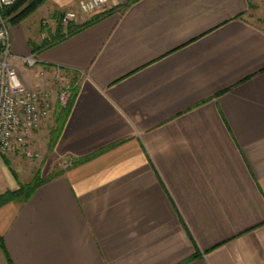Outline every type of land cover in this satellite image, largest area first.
I'll return each mask as SVG.
<instances>
[{
    "label": "crops",
    "instance_id": "0c3cea01",
    "mask_svg": "<svg viewBox=\"0 0 264 264\" xmlns=\"http://www.w3.org/2000/svg\"><path fill=\"white\" fill-rule=\"evenodd\" d=\"M259 4L138 0L39 54L10 27L23 82H41L20 61L32 55L45 80L73 74L75 97L41 170L0 155V196L49 161L93 157L0 207V264H264Z\"/></svg>",
    "mask_w": 264,
    "mask_h": 264
},
{
    "label": "built area",
    "instance_id": "2783aa9c",
    "mask_svg": "<svg viewBox=\"0 0 264 264\" xmlns=\"http://www.w3.org/2000/svg\"><path fill=\"white\" fill-rule=\"evenodd\" d=\"M16 1L0 0V155L20 154L27 159H37L40 154L32 146V136L52 113L54 97L48 90L27 86L11 62V29L3 11ZM121 5H124L123 0H78L76 7L61 12L60 24L67 28L81 16L90 17L118 9ZM23 60L30 68L38 64L32 55ZM70 94L71 85H66L58 94V103L65 106Z\"/></svg>",
    "mask_w": 264,
    "mask_h": 264
},
{
    "label": "rangeland",
    "instance_id": "374dc122",
    "mask_svg": "<svg viewBox=\"0 0 264 264\" xmlns=\"http://www.w3.org/2000/svg\"><path fill=\"white\" fill-rule=\"evenodd\" d=\"M126 1L127 0H123V3H125ZM67 8H70V7H63L58 10H54V8L52 7V0H47L42 6L37 8L32 14H30L27 18H25L19 24L17 25L9 24V25L10 27L21 25V27L25 29L28 35L29 34L33 35L35 39H37V37H40L41 41H43L47 38L52 37L56 33V30L60 24L61 12ZM253 10H255L254 11L255 19L258 17L260 23L264 25V0H260V4L257 5L255 9L253 8ZM75 23H77V21ZM20 61H22L23 68L28 75L33 76L34 79H37V80L41 79V82L40 83L38 82V84H35L34 86H32V89L48 90L53 93V97H54V109L52 113L50 114V116L42 122L40 129L37 131V134H39V132H41V130H44L45 127L48 130L46 133L47 135L39 139L41 140L40 143L39 141L37 142V144H40L39 146L40 152L38 150L37 151L40 154L39 160L41 161V163H37L38 164L37 169L41 170V167L44 166L45 164L44 162L49 157L54 158L57 155L56 153H54L53 151L54 149H52V140L54 137H53L52 128L50 127V125L51 126L53 125L54 127L56 125L54 123H56L55 119H56V114L58 112V105H59L58 94L61 90L65 88L66 85H70V83L73 82L74 76L73 74H68V75H61L60 77H54V79L45 80L46 78L43 75L44 72L43 70H39L40 69L39 65H36L35 67L30 68V67H27V65L24 63L23 58H20ZM36 72L39 76H36L35 74ZM22 73L20 71V75ZM30 160H36V159H30ZM72 165H73V162L67 159L60 158L54 163H51V161H49L45 166V172L46 173L48 171L52 172L53 170L64 172L65 170L71 168Z\"/></svg>",
    "mask_w": 264,
    "mask_h": 264
},
{
    "label": "trees",
    "instance_id": "16d2710c",
    "mask_svg": "<svg viewBox=\"0 0 264 264\" xmlns=\"http://www.w3.org/2000/svg\"><path fill=\"white\" fill-rule=\"evenodd\" d=\"M47 0H18L13 5L8 6L4 9V17L8 20L9 24L17 25L20 22H22L25 18H27L30 14H32L37 8L42 6ZM138 0H127L124 5H121L118 9L115 10H109L100 14L93 15L89 21L83 22V23H75L72 22L68 25L67 28H64L59 24L56 33L45 40H43L41 43H35L33 41H29V44L32 48V51L34 54H39L43 50L50 48L61 41L65 40L66 38H69L71 36H74L75 34L81 32L85 28L96 24L100 20H102L105 16L111 14L114 11H121L128 7L131 3L136 2ZM75 88L71 87V94L68 98V101L65 106L58 105V112L56 114V125L52 129L53 133V140H52V149L55 148L58 139L61 136L62 129L64 127V124L70 114L73 100L75 97L74 93ZM93 157V155H90L88 157L79 159L77 161L73 162V165H80L88 160H90ZM63 171H54L52 172L49 177L42 178L41 174H37L34 179L29 182L28 184L21 185L19 189L8 192L2 196H0V207L5 204L7 201L10 200H20V201H26L28 200L36 191L38 187L45 184L49 180H52L54 178H57L58 176L62 175Z\"/></svg>",
    "mask_w": 264,
    "mask_h": 264
}]
</instances>
